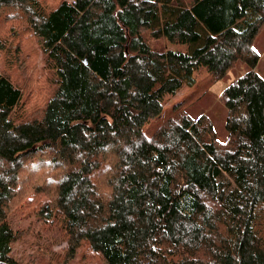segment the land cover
<instances>
[{"label": "trees", "instance_id": "trees-1", "mask_svg": "<svg viewBox=\"0 0 264 264\" xmlns=\"http://www.w3.org/2000/svg\"><path fill=\"white\" fill-rule=\"evenodd\" d=\"M8 7L29 13L54 91L32 113L0 73V264H18L8 205L40 155L61 174L42 215L63 227V264L85 244L103 264H264V0H0ZM238 61L248 72L222 93L225 142L183 112L146 138L197 71L220 82Z\"/></svg>", "mask_w": 264, "mask_h": 264}, {"label": "rangeland", "instance_id": "rangeland-1", "mask_svg": "<svg viewBox=\"0 0 264 264\" xmlns=\"http://www.w3.org/2000/svg\"><path fill=\"white\" fill-rule=\"evenodd\" d=\"M60 1L63 0H40L47 9L55 8ZM185 1L189 3L193 0ZM29 16L28 12L18 7L0 10V41L6 43V50L0 53V73L8 76L22 90L24 99L34 105L30 110L34 113L37 111L34 109L41 107L53 93L54 82L53 74L45 66L38 39L28 28ZM151 44L162 47L160 42L151 41ZM166 48L178 49L173 45ZM254 49L262 56L256 71L264 78V29L256 38ZM247 72L248 66L238 61L224 79L214 82L206 69H200L195 74L196 85L184 88L176 96L167 97L160 116L144 126L146 138H152L166 120L183 112L193 120L206 117L218 140L225 142L228 138L225 128L228 112L222 93ZM46 161L47 158L40 155L23 166L17 186L21 191L8 205L12 227L22 233V238L13 244L12 250V257L18 264H63L69 249L58 218L48 221L42 215L54 199L57 177L61 178L59 172L54 170L51 173V169L42 168L47 166ZM223 182L226 186L231 185L227 176ZM103 263L99 254L92 253L85 244L65 264Z\"/></svg>", "mask_w": 264, "mask_h": 264}, {"label": "crops", "instance_id": "crops-1", "mask_svg": "<svg viewBox=\"0 0 264 264\" xmlns=\"http://www.w3.org/2000/svg\"><path fill=\"white\" fill-rule=\"evenodd\" d=\"M261 58H262V56H261ZM254 71H256V70H254ZM257 72V71H256ZM258 73V72H257ZM259 74V73H258ZM260 75V74H259ZM261 76V75H260ZM262 78H263V76H261Z\"/></svg>", "mask_w": 264, "mask_h": 264}]
</instances>
